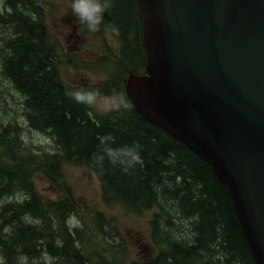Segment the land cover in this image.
<instances>
[{"label":"trees","instance_id":"obj_1","mask_svg":"<svg viewBox=\"0 0 264 264\" xmlns=\"http://www.w3.org/2000/svg\"><path fill=\"white\" fill-rule=\"evenodd\" d=\"M112 2L105 22L119 43L116 64L124 72L138 74L147 62L138 1ZM41 3L9 0L11 12L0 16V27L11 34L7 38L0 33L2 73L26 97L22 106L29 126L50 133L59 148L58 154L44 157L22 150L0 121V201L14 196L15 190L27 196L23 202L0 208V249L8 263L22 256L25 264H46L44 254L55 264L116 262L115 255L109 254L111 243L105 240L118 230L115 218L97 211L90 226L102 233L104 253L95 249L93 258L86 249L90 245L85 228H69L67 221L79 216L81 206L66 183L65 160L96 174L105 205H120L138 216L160 210L152 223L157 254L151 264H255L224 185L198 154L145 119L131 102L130 107L97 116L94 106L78 104L67 95L84 88L127 97L122 75L116 72L118 65L108 71L109 80L103 84H65L60 48L49 35ZM108 56L96 61L105 63ZM13 133L19 135L18 130ZM128 149L138 153L131 165ZM37 174L62 189L60 199L37 192L33 180ZM174 210L190 223L189 242L172 236L177 230Z\"/></svg>","mask_w":264,"mask_h":264},{"label":"water","instance_id":"obj_2","mask_svg":"<svg viewBox=\"0 0 264 264\" xmlns=\"http://www.w3.org/2000/svg\"><path fill=\"white\" fill-rule=\"evenodd\" d=\"M147 63L127 96L224 185L264 264V0H137Z\"/></svg>","mask_w":264,"mask_h":264},{"label":"rangeland","instance_id":"obj_3","mask_svg":"<svg viewBox=\"0 0 264 264\" xmlns=\"http://www.w3.org/2000/svg\"><path fill=\"white\" fill-rule=\"evenodd\" d=\"M41 2V5H45L49 35L60 48V69L65 84L70 86L81 84L100 85L109 80L108 71H112L114 66L118 65L116 64V58L119 53V43L108 24H105L101 32L90 34L72 13V0H41ZM31 4L33 5V3ZM34 4L38 3L34 2ZM9 12H11L9 0H0V16ZM0 33L5 37L7 36V38L11 35L8 34L9 31L6 28L1 27ZM1 54L2 48L0 47V121L3 122L9 132H12L11 137L17 143H20L22 150L26 148L29 152L42 157L58 154L59 148L50 133L40 132L29 126L22 106L26 97H22L4 77ZM105 55H109L106 57L105 63L104 61H96V59L103 58ZM116 72L122 75L119 77L123 78L121 82L124 84L127 95V81L131 74L136 73L124 72L119 65ZM145 73L146 66L144 71L136 75H144ZM116 102L117 97L115 95H101L100 102L94 105V115H106ZM14 130H18L19 135L13 133ZM63 163L66 183L81 206L79 216L71 217L67 224L70 229L85 228V235L87 233L90 245L89 249H86L91 253L92 258L95 255V249H99V254L104 253L102 233L94 226H90L94 223L98 211L105 214V216L115 218L113 224L118 227L117 231H111L105 236V240L111 243L108 246L110 249L109 254L115 255L114 258L116 259L115 263L109 264H151L157 254V248L153 245L152 223L155 220L154 213H159L160 210L153 208L144 215L138 216L135 213L128 212L120 205L107 206L102 201L101 183L96 174L87 167L73 166L65 160H63ZM33 180L37 192H41L45 197L55 201L61 198L62 189L54 186L49 178L37 174ZM26 197L25 192L15 190L14 196H5L0 201V208L5 203L23 202ZM172 213L177 224V230L172 232L173 238L189 242L187 237L189 232L191 233L189 221L181 220L183 217L177 214L175 210ZM159 221L163 223L164 219L161 218ZM86 223L87 228L85 227ZM43 258L46 264H55L48 255L44 254ZM37 262L38 260H34V263ZM25 263L22 256L18 260H14V264ZM0 264H9L1 249Z\"/></svg>","mask_w":264,"mask_h":264},{"label":"clouds","instance_id":"obj_4","mask_svg":"<svg viewBox=\"0 0 264 264\" xmlns=\"http://www.w3.org/2000/svg\"><path fill=\"white\" fill-rule=\"evenodd\" d=\"M113 7L112 0H72L71 11L76 16L78 22L85 26L87 31L99 33L104 28L105 14ZM67 95L78 104L94 106L101 100L99 89L79 88L67 93ZM118 98L115 107L110 110H119V108L130 107V100L122 93H114ZM128 153L132 155L130 165L134 164L138 159V153L135 149H128Z\"/></svg>","mask_w":264,"mask_h":264},{"label":"bare ground","instance_id":"obj_5","mask_svg":"<svg viewBox=\"0 0 264 264\" xmlns=\"http://www.w3.org/2000/svg\"><path fill=\"white\" fill-rule=\"evenodd\" d=\"M146 51V50H145ZM146 58H147V56H146ZM147 63V62H146Z\"/></svg>","mask_w":264,"mask_h":264}]
</instances>
